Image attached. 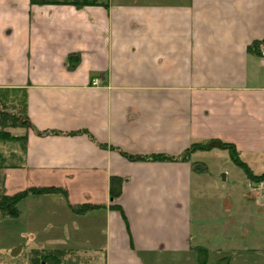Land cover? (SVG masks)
<instances>
[{
    "label": "crops",
    "instance_id": "crops-1",
    "mask_svg": "<svg viewBox=\"0 0 264 264\" xmlns=\"http://www.w3.org/2000/svg\"><path fill=\"white\" fill-rule=\"evenodd\" d=\"M255 40L263 49L264 0H110L108 8L0 0V87L27 90L31 122L19 128L24 162L2 170L4 189H23H6L13 171L29 180L24 188L65 190L22 200L48 196L47 235H60L31 248L85 251L102 256L98 264H200L204 247L205 264H264V185L251 186L218 145L178 158L218 140L264 173V56L248 49ZM228 158L236 168H221L229 185L218 188L213 162ZM111 176L123 180L117 198ZM84 203L92 207L74 211ZM38 216L30 209L25 226Z\"/></svg>",
    "mask_w": 264,
    "mask_h": 264
},
{
    "label": "trees",
    "instance_id": "trees-1",
    "mask_svg": "<svg viewBox=\"0 0 264 264\" xmlns=\"http://www.w3.org/2000/svg\"><path fill=\"white\" fill-rule=\"evenodd\" d=\"M31 4L46 5V4H69L75 6H103L109 7L110 0H30ZM248 49L254 53L261 54L260 41H253ZM79 60L78 53H72L68 56V67L72 69ZM30 119L28 115V95L27 90L24 88H11L0 87V141H6L9 139H21L23 141V154L25 153L26 145L24 136H15L7 127H28L30 125ZM82 132V131H80ZM20 141V140H19ZM220 146L226 148L231 156L233 162L243 169L248 180L252 183H257L264 180V173L255 174L249 165L244 162L239 155L235 145L228 142L210 140L205 142L193 143L188 147L184 153L178 157L179 159L187 160L188 155L198 149H210L213 146ZM124 155L130 160H175L177 157H173L168 154H151V155H134L124 153ZM14 155L6 158L0 157V213L3 216L18 217L20 214L19 204L27 196L32 194H45L62 192L65 194V190L56 186H33L23 188L14 193H7L4 189V174L2 170L10 167H17L24 162L19 158H16L12 162ZM123 180L119 176H111L109 182L110 195L113 198H117L122 193ZM91 204H82L74 208V211L83 213L88 210ZM198 259L200 264H205L207 260V249L204 247H198ZM86 255L78 253L77 250L65 249V248H31L27 254L28 264H85ZM219 264H226V260H220Z\"/></svg>",
    "mask_w": 264,
    "mask_h": 264
},
{
    "label": "rangeland",
    "instance_id": "rangeland-1",
    "mask_svg": "<svg viewBox=\"0 0 264 264\" xmlns=\"http://www.w3.org/2000/svg\"><path fill=\"white\" fill-rule=\"evenodd\" d=\"M97 81L98 84V79H94ZM19 127H7L6 129L9 130L13 135L15 136H23L21 135L22 129H19ZM20 140V141H19ZM20 145L17 147V145ZM23 141L21 139H9L6 141H0V157H10L12 155V162L16 158H19L20 162H22L24 154H23ZM18 148V151H16ZM20 150V151H19ZM16 157V158H15ZM1 159V158H0ZM214 169L213 171L215 172L216 175V187L221 188V187H227L229 185V181H224V176L225 171L221 168H226L227 170L229 169H235L236 166L231 162V160L228 158L226 159H217L215 162H213ZM14 172L11 171L8 177L10 178L8 184L6 185V189L10 190H16L19 188H24L26 187V184H28V179L24 178L20 175V179L16 176V174H13ZM17 173V172H16ZM215 178V177H214ZM49 198L48 196L44 197H33L32 200H27V201H21L19 204V209L23 211L21 215L18 217H9V216H3L0 213V264H28V257L27 254L31 249V244L32 242H35L37 245H44L43 240L47 238H52V237H58L55 236V231L53 230L50 232V236L47 235V231L51 229V217L52 214L48 213L46 210L47 209H42V207H45L48 205ZM35 208L36 212L39 213V216L41 217V220L34 224L31 227L25 226V219L28 217V211L30 209ZM44 211V212H43ZM61 218H64V215H60ZM54 218V217H53ZM60 220V218H59ZM62 223L60 225V230L62 232ZM28 228V229H27ZM33 228V229H31ZM63 234V232H62ZM37 237L39 239H37ZM36 238V240L39 241H32ZM52 248V247H51ZM78 251V250H77ZM78 253L84 254L87 257V260L85 264H98L96 262L97 260L102 259V256H95L91 253H87L85 251H81ZM84 256V257H86Z\"/></svg>",
    "mask_w": 264,
    "mask_h": 264
},
{
    "label": "built area",
    "instance_id": "built-area-1",
    "mask_svg": "<svg viewBox=\"0 0 264 264\" xmlns=\"http://www.w3.org/2000/svg\"><path fill=\"white\" fill-rule=\"evenodd\" d=\"M262 55L264 56V48L262 49ZM92 84L93 85H97V81L96 80H92ZM264 185V180H261L257 183H251V186H253L256 189H261L262 186Z\"/></svg>",
    "mask_w": 264,
    "mask_h": 264
}]
</instances>
